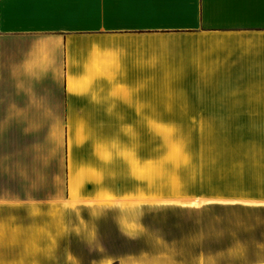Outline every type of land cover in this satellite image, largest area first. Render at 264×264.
I'll list each match as a JSON object with an SVG mask.
<instances>
[{
  "label": "crops",
  "instance_id": "obj_1",
  "mask_svg": "<svg viewBox=\"0 0 264 264\" xmlns=\"http://www.w3.org/2000/svg\"><path fill=\"white\" fill-rule=\"evenodd\" d=\"M228 120L264 121V0H5L0 248L15 264H264L243 233L264 193L147 171L150 121Z\"/></svg>",
  "mask_w": 264,
  "mask_h": 264
},
{
  "label": "rangeland",
  "instance_id": "obj_2",
  "mask_svg": "<svg viewBox=\"0 0 264 264\" xmlns=\"http://www.w3.org/2000/svg\"><path fill=\"white\" fill-rule=\"evenodd\" d=\"M150 127L164 134L160 137L164 163L150 161L147 171L151 181L162 177L172 188L180 186L178 181L190 186L195 184H191L193 178L209 176L212 178L208 182L224 179L226 187L235 188L245 183L246 191L264 193V121H150ZM154 139L151 136V145ZM210 187L216 186L210 183ZM243 218L246 238L258 239L262 235L264 239V208L246 210ZM6 227H0V241L14 239L13 231ZM242 251L247 259L255 248ZM256 253H264L263 247L256 248ZM230 256L237 258L238 249ZM0 264H15L12 248H0Z\"/></svg>",
  "mask_w": 264,
  "mask_h": 264
},
{
  "label": "snow or ice",
  "instance_id": "obj_3",
  "mask_svg": "<svg viewBox=\"0 0 264 264\" xmlns=\"http://www.w3.org/2000/svg\"><path fill=\"white\" fill-rule=\"evenodd\" d=\"M5 0H0V8H2L3 4H4ZM11 2L16 3V4H26L29 2V0H11Z\"/></svg>",
  "mask_w": 264,
  "mask_h": 264
}]
</instances>
